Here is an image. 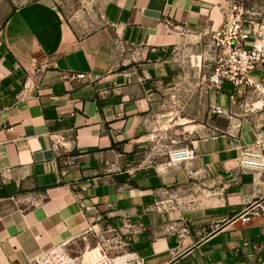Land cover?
Instances as JSON below:
<instances>
[{"label":"crops","instance_id":"crops-1","mask_svg":"<svg viewBox=\"0 0 264 264\" xmlns=\"http://www.w3.org/2000/svg\"><path fill=\"white\" fill-rule=\"evenodd\" d=\"M94 2L22 0L0 31V264L102 237L149 264H264V176L238 166L264 112H230L228 86L207 89L224 127L185 143L197 156L179 164L150 126L156 92L187 67L177 54L222 26L229 0Z\"/></svg>","mask_w":264,"mask_h":264},{"label":"built area","instance_id":"built-area-1","mask_svg":"<svg viewBox=\"0 0 264 264\" xmlns=\"http://www.w3.org/2000/svg\"><path fill=\"white\" fill-rule=\"evenodd\" d=\"M37 1V0H32ZM223 24L210 34L205 52L213 61L209 76L205 77L208 90L216 91L220 96L225 93V86H231L228 93L230 112L235 108L247 117L259 111L264 112V4L258 8L250 7L246 0H229L222 6ZM257 73L258 78L253 74ZM71 80L96 82L98 77L93 73H78ZM253 98V101H249ZM214 114H226L220 105L211 106ZM236 112V111H234ZM261 129L253 146L246 148L238 162L243 171H253L264 176V123L254 124ZM175 141L168 150V162L179 164L193 160L197 154L189 144ZM192 177L194 172L187 171ZM76 197L81 199L78 193ZM257 212L248 206L238 217L248 223ZM128 231L135 232L136 226L125 223ZM245 246L249 242L244 243ZM127 243L101 238L100 244L83 253L80 257L71 256L65 243L56 244L42 251L36 258V264H149L139 252L126 248ZM98 248H101L99 251ZM115 251L111 254L110 251ZM263 264V263H258Z\"/></svg>","mask_w":264,"mask_h":264},{"label":"rangeland","instance_id":"rangeland-1","mask_svg":"<svg viewBox=\"0 0 264 264\" xmlns=\"http://www.w3.org/2000/svg\"><path fill=\"white\" fill-rule=\"evenodd\" d=\"M92 1H95L96 8L101 7L102 0ZM21 3L22 0H0V31L12 11ZM263 4L264 0L261 5ZM207 43L208 40H203L197 47L179 51L176 62L187 65L185 71L180 72V77L176 78L171 89L157 91L155 94L157 99L150 126L151 131L160 137V146L167 152V156L169 146L175 141L181 142L180 144L189 143L191 139L210 132L207 126L212 122L224 127L225 119L211 111L210 95L207 93L205 77L209 76L213 68V61L205 52ZM253 77L258 78L259 75L254 73ZM227 86L230 92L231 86ZM110 253L115 254L113 251ZM82 254L78 246L73 251L74 257Z\"/></svg>","mask_w":264,"mask_h":264}]
</instances>
